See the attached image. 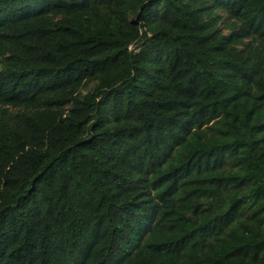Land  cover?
<instances>
[{"label":"trees","instance_id":"trees-1","mask_svg":"<svg viewBox=\"0 0 264 264\" xmlns=\"http://www.w3.org/2000/svg\"><path fill=\"white\" fill-rule=\"evenodd\" d=\"M0 264H264V0H0Z\"/></svg>","mask_w":264,"mask_h":264}]
</instances>
